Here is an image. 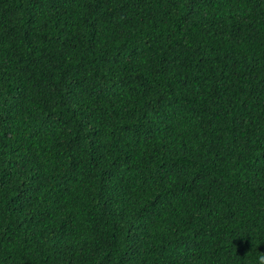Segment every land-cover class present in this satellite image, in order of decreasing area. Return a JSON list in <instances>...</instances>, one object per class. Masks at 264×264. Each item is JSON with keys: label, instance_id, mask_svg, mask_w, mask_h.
<instances>
[{"label": "trees", "instance_id": "obj_1", "mask_svg": "<svg viewBox=\"0 0 264 264\" xmlns=\"http://www.w3.org/2000/svg\"><path fill=\"white\" fill-rule=\"evenodd\" d=\"M264 0H0V264H258Z\"/></svg>", "mask_w": 264, "mask_h": 264}, {"label": "clouds", "instance_id": "obj_2", "mask_svg": "<svg viewBox=\"0 0 264 264\" xmlns=\"http://www.w3.org/2000/svg\"><path fill=\"white\" fill-rule=\"evenodd\" d=\"M258 264H264V252H261V254L259 255Z\"/></svg>", "mask_w": 264, "mask_h": 264}]
</instances>
